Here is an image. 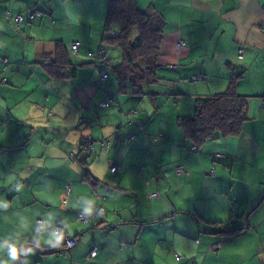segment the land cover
<instances>
[{"label": "crops", "instance_id": "0c3cea01", "mask_svg": "<svg viewBox=\"0 0 264 264\" xmlns=\"http://www.w3.org/2000/svg\"><path fill=\"white\" fill-rule=\"evenodd\" d=\"M135 1L165 35L159 79L141 94L117 82L108 0H0V264H264V0ZM57 43L69 77L47 70ZM99 47L112 63L103 85L89 57ZM232 75L247 119L197 148L178 119ZM107 88L116 98L102 107ZM57 221L78 238L68 250L53 248Z\"/></svg>", "mask_w": 264, "mask_h": 264}, {"label": "trees", "instance_id": "16d2710c", "mask_svg": "<svg viewBox=\"0 0 264 264\" xmlns=\"http://www.w3.org/2000/svg\"><path fill=\"white\" fill-rule=\"evenodd\" d=\"M161 21L157 10L142 9L135 0H108L105 21L108 33L104 34V40L120 50V60L111 64L121 89L130 87L132 93L141 94L146 85L158 81V58L165 37ZM61 50L64 48L57 43L55 58L49 61L47 70L53 76L69 77L75 69L58 61L56 54ZM237 77L231 76L225 91L198 97L194 113L179 117L184 137L195 147L241 131L247 119L249 97L237 91Z\"/></svg>", "mask_w": 264, "mask_h": 264}, {"label": "built area", "instance_id": "2783aa9c", "mask_svg": "<svg viewBox=\"0 0 264 264\" xmlns=\"http://www.w3.org/2000/svg\"><path fill=\"white\" fill-rule=\"evenodd\" d=\"M42 14H43V11L37 10V9H32L31 12H29V17L30 18H36L37 16H40ZM23 18H24V15L22 13H18L17 15L14 16V21L16 23H20L23 20ZM262 28L264 30V24L262 25ZM79 44H80L79 40L74 41L72 43V50L76 52L78 50ZM183 46H185L184 41L179 40L175 43L176 48H182ZM89 57L91 59V64L99 70V76L96 80V84L97 85H103L105 82V79L107 77V72H106L105 68L111 64L109 52L107 49H105L103 47H99L96 50L90 51ZM196 78H199V77H195L194 79H196ZM115 97H116V95L112 91V89L107 88L105 99L103 101H101L99 105L102 107H107V106L111 105V103L114 101ZM261 105H264V99L261 100ZM136 112H137L136 110L132 111L133 114ZM142 128H143V123L138 125V129L141 130ZM130 137L132 139H135L137 136H136V134L133 133L130 135ZM105 144H106V142L101 141V145H105ZM83 146H84L85 150H89V149L91 150L92 149V144H91L90 140L84 141ZM116 167L117 166L115 164L112 165L111 170H115ZM66 191L67 192L70 191V186L66 187ZM63 202H66V198H64ZM78 219L81 221H88V220L92 219V216H90L89 214H87L85 212H80V213H78ZM41 228H42V221H41V219H38L37 229L39 230ZM53 228H54V232L56 234V237L57 236L63 237L62 240H60L58 244H57V241L55 240L54 245H56V246H54V248H61L64 250H68L77 243V241H78L77 237L68 235L67 233H65L63 231V225H62L61 221H57V223L54 225ZM212 246L214 248L219 247L220 243H214ZM95 254H96V251L92 250L88 256L92 257Z\"/></svg>", "mask_w": 264, "mask_h": 264}, {"label": "clouds", "instance_id": "9594fccd", "mask_svg": "<svg viewBox=\"0 0 264 264\" xmlns=\"http://www.w3.org/2000/svg\"><path fill=\"white\" fill-rule=\"evenodd\" d=\"M62 238H63L62 236L56 237L57 244L59 243L60 240H62ZM54 246H56V245H54ZM18 254H19L18 249H16V248L10 249V256L13 260L17 258Z\"/></svg>", "mask_w": 264, "mask_h": 264}, {"label": "rangeland", "instance_id": "374dc122", "mask_svg": "<svg viewBox=\"0 0 264 264\" xmlns=\"http://www.w3.org/2000/svg\"><path fill=\"white\" fill-rule=\"evenodd\" d=\"M110 48H111L112 50L114 49L113 46L110 47ZM113 55H114V57H115V58H113V60H114V62H116V61H117V57L115 56V53H114V54L111 53V56H112V57H113ZM10 242H12V244H14V242H15L14 238H8V239H5V241H4L5 248L8 247V243H10ZM12 248H14V247H12ZM12 248H8V251H9L10 249H12ZM0 252H1V250H0Z\"/></svg>", "mask_w": 264, "mask_h": 264}]
</instances>
